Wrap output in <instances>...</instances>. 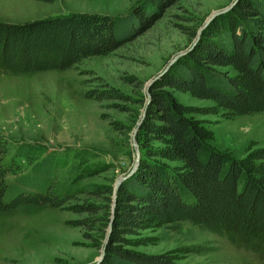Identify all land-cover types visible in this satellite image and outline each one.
Returning a JSON list of instances; mask_svg holds the SVG:
<instances>
[{
    "label": "trees",
    "instance_id": "obj_1",
    "mask_svg": "<svg viewBox=\"0 0 264 264\" xmlns=\"http://www.w3.org/2000/svg\"><path fill=\"white\" fill-rule=\"evenodd\" d=\"M175 1L142 0L121 16L80 12L20 23L0 20V69L12 74L71 69L85 58L106 55L133 40ZM215 27L219 28L216 34ZM196 32L194 28L189 36L195 37ZM100 86L87 89L84 96L97 101L127 98L106 83ZM174 90L211 99L232 115L264 112V0H238L218 15L197 44L150 87L136 136L139 164L118 188L112 228L99 264H181L170 252L127 247L125 236L153 221L190 222L264 259V147L240 159L213 148L207 131L187 115L190 109L177 100ZM145 100L139 94L134 102L144 106ZM139 115L135 111L133 127ZM5 151L0 136V215L25 205L65 208L86 214L73 224L92 246L103 244L113 184L87 191L105 196L104 207L80 202L68 190H28L24 185L38 186L28 184L24 176L6 180L1 163ZM190 251L200 254L204 249L195 246Z\"/></svg>",
    "mask_w": 264,
    "mask_h": 264
},
{
    "label": "rangeland",
    "instance_id": "obj_2",
    "mask_svg": "<svg viewBox=\"0 0 264 264\" xmlns=\"http://www.w3.org/2000/svg\"><path fill=\"white\" fill-rule=\"evenodd\" d=\"M140 1L0 0V20L20 23L80 12L121 16ZM232 1L176 0L133 40L106 55L85 58L68 70L12 74L0 69V136L6 146L1 163L6 180L24 176L28 184L38 186L24 185L25 189L68 190L80 202L105 205V196L87 191L114 184L129 170L134 158L132 119L145 106L134 101L139 94L146 99L147 82L191 44L193 29ZM218 30L215 27L213 32ZM104 83L126 95V100L97 101L84 96L87 89ZM173 94L190 109L187 115L207 131L213 148L240 159L264 147V112L232 115L211 99L183 90ZM114 104L128 110L119 111ZM84 216L65 208L33 205L0 215V264H94L103 244L92 246L73 224ZM125 243L136 251L170 252L181 264H264L257 254L187 221L150 222L126 235ZM195 246L204 252L190 251Z\"/></svg>",
    "mask_w": 264,
    "mask_h": 264
},
{
    "label": "water",
    "instance_id": "obj_3",
    "mask_svg": "<svg viewBox=\"0 0 264 264\" xmlns=\"http://www.w3.org/2000/svg\"><path fill=\"white\" fill-rule=\"evenodd\" d=\"M238 0H233L230 4H228L227 6L221 8V9H218V10H215L213 12H211L209 14V16L203 21V23L199 26V28L197 29V32H196V35L195 37L193 38V40L191 41V44L185 49V50H182V51H179L178 53H176L175 55L172 56V58L165 64V66L162 68L161 71H159L155 76H153L146 84V103H145V106L142 110V113L140 115V117L138 118V120L136 121L133 129H132V132H131V146L134 150V158L132 160V164L129 168V170L122 174V175H119L115 181H114V184H113V192H112V203H111V217H110V221L108 223V229H107V234L105 236V239H104V242H103V245L99 251V256L97 257L96 261L94 264H99L104 256V253H105V248H106V243L108 241V236L110 234V231H111V228H112V221H113V217H114V209H115V203H116V198H117V191H118V188L120 186V184L125 180L127 179L129 176H131L137 169L138 167V164H139V160H140V150H139V145H138V142H137V139H136V136H137V132L140 128V125L142 123V120L145 116V112H146V106L149 102V99H150V94H149V89L150 87L152 86V84L157 80L159 79L163 74H165L168 69L171 67V65L182 55L186 54L188 51H190L198 42V40L200 39V36L203 32V30L210 24V22L215 19L218 15H221L225 12H227L228 10H230L237 2Z\"/></svg>",
    "mask_w": 264,
    "mask_h": 264
}]
</instances>
